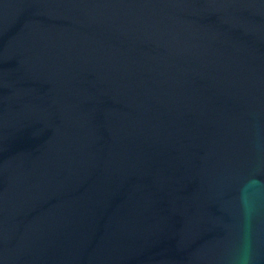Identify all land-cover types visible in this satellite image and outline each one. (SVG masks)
Wrapping results in <instances>:
<instances>
[{"label":"water","instance_id":"obj_1","mask_svg":"<svg viewBox=\"0 0 264 264\" xmlns=\"http://www.w3.org/2000/svg\"><path fill=\"white\" fill-rule=\"evenodd\" d=\"M0 264H264V0H0Z\"/></svg>","mask_w":264,"mask_h":264}]
</instances>
